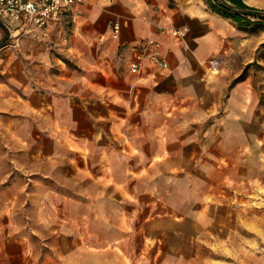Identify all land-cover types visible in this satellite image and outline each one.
I'll return each mask as SVG.
<instances>
[{
    "label": "crops",
    "instance_id": "0c3cea01",
    "mask_svg": "<svg viewBox=\"0 0 264 264\" xmlns=\"http://www.w3.org/2000/svg\"><path fill=\"white\" fill-rule=\"evenodd\" d=\"M114 23L118 25L117 33L113 32ZM0 24V39L7 35L6 42L0 45L3 134L4 114L10 108L25 107L19 97V92L25 91V83L20 57L7 51L11 31L1 20ZM179 26L189 28L184 37L168 33L169 28ZM236 31L229 19L211 11L204 0H82L44 30H32L38 36L39 47L34 55L39 64L33 82V108L40 114L42 109L56 111L49 113L50 122L55 124L76 123V108L88 118L93 117L92 124L98 128L95 138L92 134L81 142L69 135L66 139L88 147L87 155L96 148V171L102 174L97 188L102 190L111 188L115 193L126 188L132 174L151 173L158 163L164 166L161 171L184 174L182 180L191 171L201 173L193 180L196 186L198 181H204L202 174L210 173L213 181L214 173L218 186L215 194L210 195L215 197V203L225 206L224 216L218 219L224 220L225 226H216L214 231L215 251L229 256L225 264H264V148H259L261 140L250 131L251 124L264 128V116L259 118L258 101L253 98L247 79L223 86L218 69L227 42ZM43 33L45 38H41ZM147 37L160 41L168 68L154 74H149V67L144 68L136 87L129 89L135 80L128 72L130 46ZM44 45L63 50L65 60L55 57L63 65L57 68L62 70L45 71L41 65V60H45L41 51ZM224 87L226 95L222 102L218 94ZM94 106L96 114L91 111ZM222 108L224 112L220 114ZM203 159L209 161V171ZM118 174L123 178L118 179ZM105 176L107 179L103 180ZM5 186L0 180V190ZM177 188L180 190L179 184ZM95 199L92 204L100 209L93 211L101 221H107L105 206L121 201L103 192ZM7 201V197L0 196V264H11L13 255L3 250L4 239L1 241L14 236L3 230L7 225L3 223L7 222ZM15 201L18 203L19 198ZM111 213L118 218L121 215L117 210ZM39 223L48 231L54 224L44 216ZM62 230L59 236L69 238L70 244L59 251L50 247L37 253L27 243L25 233L19 235L21 238L15 237L20 244L18 264L112 262L109 244L91 250L82 238L74 241L71 224ZM121 231L125 230H120L123 235ZM116 249L122 252L121 246ZM118 261L115 264H122Z\"/></svg>",
    "mask_w": 264,
    "mask_h": 264
},
{
    "label": "rangeland",
    "instance_id": "374dc122",
    "mask_svg": "<svg viewBox=\"0 0 264 264\" xmlns=\"http://www.w3.org/2000/svg\"><path fill=\"white\" fill-rule=\"evenodd\" d=\"M244 2L264 8V0ZM234 27L237 31L227 42L218 68L221 71L220 83L228 86L247 79L250 92L258 101L260 118L264 116V28L242 30ZM32 30L10 33L7 41L9 55L14 54L21 59L25 83L24 93L19 92L25 107L10 108L8 114H4L1 128L5 133H0V180L6 185V189L0 190L3 191L0 196L9 199L4 206L7 222L3 223L7 225L3 230L14 234L1 238V241L4 239L3 250L13 254L10 256L11 264L19 263L17 253L20 244L15 237L25 233L27 243L37 253L51 248L59 251L70 244L69 238L59 236L62 228L70 224L74 241L82 238L91 250L104 243L109 244L112 262L107 264L119 263L118 260L122 264H225L229 256L223 251H215L214 244L216 226H225L224 220H218L224 216L225 206L215 203V197L210 195L212 192L215 194L217 185L214 173L213 181L210 173L202 174L204 181L202 184L198 181L196 186L193 180L201 173L191 171L182 180L184 174L161 171L164 166L158 163L151 173L132 174L127 187L115 193L111 188H97L102 174L96 171V148L87 155L85 148L88 147L72 144L68 137L66 139L69 135L81 142L92 134L95 138L98 128L92 124L93 117L88 118L80 108H76L73 110L76 123L55 124L50 122L49 113L56 111L42 109L40 114L33 108L36 100L33 82L39 64L34 55L38 54L39 47L38 36ZM45 37L43 33L41 38ZM41 51L45 56V60H41L45 71L52 68L62 70L57 68L58 65L63 66L61 61L56 59H66L61 48L44 45ZM225 95L224 87L218 94L220 101H225ZM91 111L96 114V106ZM223 112L222 108L219 113ZM256 113L257 108L254 107V115ZM250 131L261 140L259 148H264V128L260 124H251ZM202 161H207L205 166L209 171V161ZM116 176L123 178L122 174ZM106 179L105 176L103 180ZM102 192L121 198L119 204L105 206L107 221L96 219L97 212L93 211L100 209L92 201ZM200 192L203 193L201 201L198 198ZM16 198H19L18 203L13 202ZM195 200L198 202L193 203ZM111 209L117 210L120 217L111 213ZM43 216L54 222L49 231L39 223ZM120 230H125L121 231L123 235ZM118 240L121 242L117 243ZM117 245L121 246L122 252L116 249Z\"/></svg>",
    "mask_w": 264,
    "mask_h": 264
},
{
    "label": "built area",
    "instance_id": "2783aa9c",
    "mask_svg": "<svg viewBox=\"0 0 264 264\" xmlns=\"http://www.w3.org/2000/svg\"><path fill=\"white\" fill-rule=\"evenodd\" d=\"M82 0H0V20L13 34L27 32L31 29L44 30L51 22L58 20L61 15L74 4ZM187 26L169 28L168 33L174 37H184L188 32ZM113 32H118V25L113 24ZM128 72L135 77L129 89L136 87V82L146 67L154 71L168 68L167 60L162 52L159 40L147 37L130 46Z\"/></svg>",
    "mask_w": 264,
    "mask_h": 264
},
{
    "label": "trees",
    "instance_id": "16d2710c",
    "mask_svg": "<svg viewBox=\"0 0 264 264\" xmlns=\"http://www.w3.org/2000/svg\"><path fill=\"white\" fill-rule=\"evenodd\" d=\"M204 2L211 11L229 19L238 29L264 28V8L251 6L244 0H204ZM0 27L3 28L1 24ZM6 40L7 35L4 34L0 39V45Z\"/></svg>",
    "mask_w": 264,
    "mask_h": 264
}]
</instances>
